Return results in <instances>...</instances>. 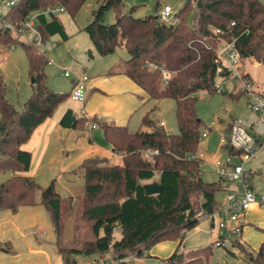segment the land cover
Masks as SVG:
<instances>
[{
  "label": "trees",
  "instance_id": "trees-1",
  "mask_svg": "<svg viewBox=\"0 0 264 264\" xmlns=\"http://www.w3.org/2000/svg\"><path fill=\"white\" fill-rule=\"evenodd\" d=\"M84 1L20 0L6 12L17 24L39 12L37 25L44 39L60 33L67 40L70 35L59 15L48 19L41 10L62 4L75 15ZM96 1L92 18L83 29L100 55L114 53L118 47L129 53L128 58L108 72L126 73L146 90L149 100L156 102L142 117L141 126L147 129L131 131L127 125L99 121L106 140L122 155V162L113 163L100 156L83 159L78 169L84 177L85 191L80 196L73 237L65 240L67 199L56 189L54 180L42 186L29 174L32 154L23 144L40 123L53 115L68 93L49 86L45 71L49 59L38 45L33 41L22 42L12 35L11 29L0 27V49L7 51L21 43L27 54L30 77L35 79L31 95L18 108L6 96V85L0 75V172H12L0 183V211L16 212L23 205H44L55 234L53 245L66 264H77L79 253H110L112 260H119L113 264H130L125 258L141 256L157 242L179 240L180 244L184 231L198 224L196 213L200 209L212 211L216 207V193L226 189L220 178L204 180L202 158H189L199 151L205 126L197 113V94L202 90L215 93L216 77L227 74L228 69L216 59V49L224 41L235 42L242 61L257 59L264 64V2L185 0L175 13L176 22L169 23L160 19L159 10L164 5L159 7V2L155 13L136 16L135 6L123 9V0ZM110 9H114L115 19L106 22ZM211 26L220 27L222 32L215 33ZM89 53L93 55L91 49ZM163 69L171 73L167 83ZM166 97L175 100L178 132L167 131L155 119L157 102ZM87 121L85 116H74L71 109L60 119L62 125L78 129H84ZM154 180L162 183V190L146 194L144 183ZM82 219L91 222L93 239L80 237ZM116 228L121 230L119 239L114 238ZM236 244L244 247L238 241ZM0 250L12 252L11 242L0 241ZM183 257L176 249L167 261H181ZM252 262L264 264V238L252 255Z\"/></svg>",
  "mask_w": 264,
  "mask_h": 264
},
{
  "label": "rangeland",
  "instance_id": "rangeland-1",
  "mask_svg": "<svg viewBox=\"0 0 264 264\" xmlns=\"http://www.w3.org/2000/svg\"><path fill=\"white\" fill-rule=\"evenodd\" d=\"M262 1L264 2V0ZM123 2V9L125 11L135 6L134 14L136 16H145L155 13L157 11V2L160 3L159 7L169 4L173 8L169 23H174L177 20L175 13L184 4L185 0H123ZM96 6V0H85L75 15H72L68 10L59 13V18L62 20L66 32L70 35L67 40H63L60 33L48 35L44 39L43 32L37 25L38 22L35 23V28L40 35L34 33L32 29L23 30L21 33L12 31V35L22 42L33 41L48 59L51 60L45 67L49 83L51 84V82L55 81L59 84L61 91L68 93L67 98L61 102L62 104L59 106V111L61 107L66 104H71L74 108L80 104V102L71 98V91L73 89L71 80L75 78L76 74L81 76L87 75L88 67L98 64V58H96L95 61L91 60L94 56L90 55L89 49L98 56V54H96L97 50L89 34L83 29V26L91 20L92 10L96 8ZM5 11L6 9H4V12ZM192 16L193 12L188 16L189 21H191ZM114 19L115 11L114 9H110L106 14L105 20L106 22H113ZM117 55L123 56L125 59L129 57V53L124 47H118L114 53L108 54V57H115ZM242 62L244 69L250 72L258 87L264 90V64L257 61V59ZM254 62L259 63L254 64ZM67 69L71 72L70 76L64 75V71ZM0 75H2L6 85V96L16 107L21 108L24 101L32 93L29 62L26 51L21 43L15 44L7 51H2L0 49ZM224 76L225 75L217 76L216 82ZM225 88L226 90L216 91L215 93L203 90L197 94V113L204 121L205 126L203 131L207 132L206 136H202L199 144V151L204 152L205 155V161L202 163V177L207 181L219 179L212 165L217 158L225 159L229 154V150L225 147L226 145L220 143V138L229 136L234 118L242 116L247 118L252 113L247 105L245 95L240 93L242 92L240 88L234 86L232 79H226ZM155 103L154 100H149L145 105L138 107L133 112L129 122L131 131H136L140 128L147 129L146 126H141L142 117ZM55 113H58V109ZM154 114L157 121L158 119H163L165 121V128L167 131H179L176 120V104L173 98L166 97L157 102V110ZM148 153L151 152L148 151ZM115 160H117V157H114L112 162L114 163ZM60 162L61 158L59 155L54 157L53 165L55 167H58ZM245 168L247 171L251 170L253 173L251 183L255 187V192H262L264 190V145L258 147L257 153L245 163ZM41 172H43V170H41ZM11 175V171L0 172V183ZM35 179L42 186L48 184L51 180L44 177L42 173L38 174V177ZM54 183L61 196L67 199L68 202L63 238L69 241L73 237L74 222L79 207L78 197L79 194H83L85 191L84 177L78 174L69 176L64 174L63 178H55ZM66 186H69L68 191H65ZM222 194L223 190L218 191L216 193V199H219ZM36 197H40V191L36 193ZM80 223V237L82 239H93L94 234L91 230V222L82 219ZM211 224L212 221L210 219H200L196 226L187 229L189 244H187L183 250L187 249V251H190V264H253L250 262V255L247 251H252L254 253V249L247 246V251L245 252L239 247H231L229 249L222 245H217L216 239L220 235H223L224 232L227 233V229L226 227H219L218 233H216L215 228L212 227ZM51 229L50 231L52 235H54L53 228ZM43 230L45 231L46 229ZM45 232H48V229ZM120 237L121 230L116 228L114 231V238L119 239ZM12 248H14L13 245ZM180 251H182V249ZM95 256L100 260L97 264H105L100 254ZM92 257L93 256L84 253H79L76 256L79 264H87V260ZM201 260L202 263H200Z\"/></svg>",
  "mask_w": 264,
  "mask_h": 264
},
{
  "label": "crops",
  "instance_id": "crops-1",
  "mask_svg": "<svg viewBox=\"0 0 264 264\" xmlns=\"http://www.w3.org/2000/svg\"><path fill=\"white\" fill-rule=\"evenodd\" d=\"M96 54L98 56L93 53L92 56L94 57L91 60L95 61L98 58V64L88 67L87 70L89 77L86 84L87 97L83 105L80 103L74 108L71 104H66L59 111V106L62 104L60 103L56 108L58 113H55V110L52 116L40 123L30 139L23 144V148L29 150L32 154L29 174L34 178H37L40 173L54 181L55 178H63L64 174H67V176L72 174L83 176L78 167L83 159L90 156L105 157L111 162L114 157H117L114 162H122V155L115 152L112 144L106 140L99 121L127 125L129 128L133 112L149 101V95L126 73L108 72L112 66L125 59L123 56L108 57V54L100 55L98 51ZM74 80V78L71 80L72 87L75 83ZM47 82L54 90L61 91L59 84L55 81L50 84L47 78ZM82 108L86 111V116L91 119L96 114L102 115L96 127L90 128L88 121L84 129L67 127L60 123L61 117L68 109L73 111L74 116H84ZM161 122H163L162 125L165 128V121L158 119V123L161 124ZM225 147L231 153V148ZM232 153H234V150ZM58 155L61 162L58 167H55L53 165L54 157ZM68 188L69 186H66L65 191H68ZM225 194L226 190L224 189L220 198L216 199V206L223 201ZM81 195L79 194L78 197L79 202ZM51 228L53 227L49 213L41 203L20 206L16 212L11 210L0 211V241H10L11 245L14 246L12 252L0 250V264H66L63 256L56 251L53 245L55 234L52 235ZM43 229H46L45 231L48 229V232ZM218 230L215 229V232L218 233ZM187 233L188 230H185L180 244L179 240L160 241L145 250L141 256L131 255L127 257V261L130 264H187L190 261V251L183 250L189 244ZM263 238L264 207L253 204L243 215V230L237 240L244 247L241 248L237 244H235V247H239L245 252L247 246L254 249V253L247 251L250 255V262L253 263L252 255L255 254V250ZM178 248V251L182 249L180 252L184 255L182 260L167 261V258ZM90 256L93 257L87 260V264L100 262L97 256ZM101 256L105 264L114 263L110 253ZM77 264H79L78 260Z\"/></svg>",
  "mask_w": 264,
  "mask_h": 264
},
{
  "label": "built area",
  "instance_id": "built-area-1",
  "mask_svg": "<svg viewBox=\"0 0 264 264\" xmlns=\"http://www.w3.org/2000/svg\"><path fill=\"white\" fill-rule=\"evenodd\" d=\"M19 1L0 0V27L4 29L9 28L11 31L18 33L23 32V30L32 29L34 33L39 34L35 28L39 12L31 13L21 24H17L7 17V9L13 7ZM4 9H6L5 12ZM64 10H66L64 5L57 4L49 6L41 10V12L50 19L53 15H59ZM172 13V6L165 4L159 10L160 19L169 22ZM211 29L215 33L222 32V29L217 26H211ZM216 59L220 65L228 69L227 74L215 83L216 91L226 90V79H232L234 86L240 88L242 94L245 95L247 105L252 112L247 118L243 116L236 117L231 124L229 136L220 138L222 145H226L234 150V153H229L225 159L217 158L212 165L222 183L226 185V194L223 201L212 211L200 209L196 213L198 220L210 219L212 227L215 229L226 227L227 233L218 237L216 244L230 249L231 247H235L236 241L242 234L244 213L253 204L264 207V190L260 193L255 192V188L251 183L253 173L252 171H247L245 168V163L257 153L258 147L264 145V91L258 87L250 72L244 69L241 53L233 40L224 41L220 44L216 49ZM258 63L254 62V64ZM150 66L157 68V65L153 63H150ZM64 75L70 76L71 72L67 69L64 71ZM170 77L171 73L163 69L165 83H167ZM74 79L75 83L71 91V97L83 105L87 97L86 84L89 77L86 74L82 76L76 74ZM82 113L87 117L84 108H82ZM87 118L89 127L94 128L98 125V121L102 118V115L96 114L93 119ZM206 135L207 132L203 131L201 137ZM196 157L202 158L203 162L205 161V155L202 151L189 155V158ZM125 259L127 260V258ZM118 261L114 260V263Z\"/></svg>",
  "mask_w": 264,
  "mask_h": 264
},
{
  "label": "water",
  "instance_id": "water-1",
  "mask_svg": "<svg viewBox=\"0 0 264 264\" xmlns=\"http://www.w3.org/2000/svg\"><path fill=\"white\" fill-rule=\"evenodd\" d=\"M31 81L34 82L35 79L31 78ZM143 187L146 194H156L162 190V183L157 180H154L144 183Z\"/></svg>",
  "mask_w": 264,
  "mask_h": 264
}]
</instances>
